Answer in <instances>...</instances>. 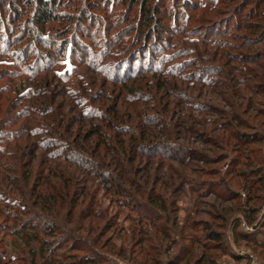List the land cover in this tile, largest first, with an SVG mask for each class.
Masks as SVG:
<instances>
[{"label":"rangeland","instance_id":"374dc122","mask_svg":"<svg viewBox=\"0 0 264 264\" xmlns=\"http://www.w3.org/2000/svg\"><path fill=\"white\" fill-rule=\"evenodd\" d=\"M98 1H101V7L95 10H89L87 9L88 6H86L87 1H85L86 5L84 9L90 14H95L97 17L95 18L96 24H103L100 29L101 34L99 38L102 40L104 47L102 50H99V53L102 55L100 58L101 62L107 64V70L110 69L113 70V72L117 70L118 73L123 74L122 72L130 68L127 65L124 67L121 66L127 63L130 57V60L134 59L135 64L139 66L143 65L144 67L142 68L146 69V67L160 64L161 49L165 51V54H171V56L169 55L166 59L163 57L164 60L162 64L167 68L170 67V71L166 72V74L161 77L162 80L160 83L164 84L166 88L164 94H158L157 102L155 103L156 99H152L155 94L150 91L149 86L144 85L145 88H148L142 89L143 92L140 93L141 98L145 99V103L148 101V103L153 102L155 105L160 104L161 106L163 105L165 109L166 118L163 120L166 125L165 132L161 133L162 131L157 127V124L151 127H148L150 126L148 125L147 131L149 133L155 131L160 137L159 140L171 144L169 146L176 152L183 153L186 150L193 149L197 151L198 157H203V159L211 158V162L208 163L204 162L205 159L203 161L201 159H194L190 161L187 167H184L183 170L186 171L185 182L180 186L181 189L175 192L171 197V200H176L175 207H170L175 229L180 230L188 221L191 222L194 219H211V216H214L215 213H223L227 218V224L222 230L226 251L211 250L207 251L208 255L216 259V264L263 263L264 251L254 248L253 243L250 242L251 240H246L243 236L237 239L235 232L240 231L242 234L248 233L250 236L256 235L259 242L264 241V189L258 192L257 195L259 198H254L250 201L252 205L257 204L259 207L256 215H254L255 219L251 220L252 218L246 216L244 212L235 210L240 203H243V200H246V191L240 188L237 177L226 174L225 172L227 168L229 169L231 167V165L228 164L230 160L238 153L232 151L233 149L227 146L219 148L210 141L212 139L210 137L213 134L222 132L218 129L222 124H227L224 114L231 118V112L235 109L230 107L229 101H233L237 105L236 109L240 117L247 121L246 126L242 127L240 130L251 135L257 134L259 137H262V142L256 146H260L264 154V102L261 101L264 99V93H257L252 88L254 85L262 86L260 85L262 81H260L258 76L261 74L264 77V69H262L257 62L245 60V58L241 56V49L233 47L234 44L231 42H226L225 45H219V47L215 44H210L211 41L213 42L215 39L222 41L227 40L228 36H221L220 34L222 31H219V28L223 30L229 27L228 31L230 32L233 30L234 24L233 22L230 24V19L227 20L225 9H222L220 13L211 10L212 7H215L216 0H194L197 2V8H191L181 3L179 9L177 8L179 5L176 0H162V4H167L172 10L176 11L178 9L177 13L179 19L176 20L179 25L182 23L185 24L186 31L183 34L175 33V19L171 18L167 20L166 16L163 17V15H161L162 17L159 21L160 23L164 22L165 27L163 28H165V32L160 33V37L151 35L149 47H146L147 45L144 43H138L136 45L131 43L129 39L133 36V32L125 34L124 39L122 37L119 38L121 39V45H119V47L114 44L116 40L114 37L118 34L120 35L126 31H131L132 26L140 28L142 23L137 22L138 18L140 16L142 17V14L140 15L139 1L133 5V10L130 11V15L128 12L126 13V10H128L126 6L120 3L122 0H104L109 1L107 9H103L105 5V2H102L103 0ZM72 2L73 1L69 3L66 2L64 7H62L61 11L63 14H73V12H75V15L79 14L80 11L73 6ZM6 6H8L7 3ZM219 7L224 8V5L221 4ZM107 21L113 22L107 23L108 25L112 24L113 27L109 34L105 35L107 28L104 24H106ZM229 24L230 26H228ZM50 26L52 28L49 27L46 33L50 37L49 40H59L55 42L60 43L61 40L59 38L63 40L64 37L55 33L59 25L54 23ZM1 27V30H3L2 34H4V30L7 29V26ZM16 30L17 29L13 26L11 31L14 33L17 32ZM78 30V28H72L69 31L68 37H66V40H69V44L72 43L73 38H76L77 42H81L82 47L88 46V43L91 44L90 40L80 36ZM6 37H8V35H6ZM175 39L180 41L175 42ZM8 41L9 38L5 41L6 45L2 42L0 45L2 46V51H0V164L4 162L3 167H0V264H32L31 248L34 247L38 248L36 256L38 262H44L48 254L41 253L42 250L39 249V243L44 239L45 243L49 245L54 242L52 246L55 248L56 254L54 257L57 260L66 261L69 259L66 255H62L61 252L66 250L67 246H69V243L67 244L65 242H67L71 236L69 229L73 227V223L70 221L73 220V216L70 217L68 215L69 209L67 205L57 204L52 206L49 202H44L48 193L52 190L45 185L43 181H63V177L69 180L71 184H74V191L77 195L75 200L78 204L75 212L77 213L81 208V212H78L81 214L74 213L75 216L81 215L78 220L79 223L83 225L80 231H78L80 234H77L83 239L86 237L89 240L87 245H84V249L73 252L77 254H84L86 252L92 254L99 251L103 253L109 251L113 254V252L117 253V251L120 250L119 248L123 246L127 250L123 258L121 257L122 259L120 261H115L114 259L113 261L110 260L113 262L110 264H140V261H143L144 258L141 260L137 259V261L134 259L135 255L133 253V250L135 249L137 251L139 247L136 243V236L133 234L127 235L125 233L126 228L121 229L124 226L127 227V225L135 227L137 223V213L129 208L124 209L118 207L117 209V204L115 202L117 197L112 199L109 195L103 194L101 189L97 188L95 193H97V198H99L100 203L98 202L99 206L95 208V211L102 214L103 217H99V214L94 217H86V212L83 211V209L89 201V197H83V195L87 189H93L94 185L87 182L89 177L84 172L85 170L76 164V162L69 159L50 158L48 155L49 150L45 152L41 147H38L35 140H40L42 138L46 139L50 135L48 133H41L35 136L34 130L36 126L49 127L51 124H49V121L45 120L39 112L34 111L35 109H33V107H25L26 100L19 101L18 99L19 95L25 92L29 86L33 87L35 90L39 87L40 81H46L44 84H41L42 92H47L48 94L45 97L53 103L37 104L35 107L36 110L38 106H42L44 109L46 107L45 110L51 109L54 111V115L58 122H53L54 128H56L59 133H63L65 126H69L70 128L74 125L73 130L76 132L74 136L78 141L80 137L78 131H80V134H83V136L86 134L81 133V129L84 125H82V123H88L87 121L80 122L72 117L71 121L69 120L68 125H66L65 122L67 118L65 112H67V101L71 100V97L67 94L69 89L73 90L74 93L79 90L77 86H70L69 89L67 88L69 75L74 71H76V74L79 72L75 67H80L79 56L76 57V55L73 54L74 49L69 45L65 48L61 56L48 54V51H43L45 56L48 55L42 57L43 60H41V55H29L27 62L32 65L35 64L37 81L33 82V84L27 83L22 90L14 92V87L11 89L8 82L10 77L15 78V71L21 69V67H15L13 58L5 54V52H12L14 50L13 48L17 49L20 46L11 48L9 47L11 42L8 43ZM57 46H61V43ZM260 46H262V44L244 47L243 51L249 50L253 52L257 50V48H261ZM53 48L55 50V47ZM197 51L200 55L195 54ZM52 52H54L53 49ZM208 53H215V57L209 59L210 56ZM36 64L39 65L36 66ZM41 64L44 65L42 66ZM49 64L52 65L56 71L53 72L51 69H46ZM251 68L254 70L253 73ZM3 69L5 72L2 75ZM84 69L85 66L82 64V69L79 73L80 78L84 82H88L87 77H89L90 80L92 76L98 75V73L91 68L89 70ZM171 71H174V73H170ZM7 72H11L12 76L9 77ZM139 76V79L143 80L142 82L144 84H151L159 75L150 70L147 73H141ZM16 80L18 81V79ZM110 85L112 86V83H110ZM97 87L102 88L101 85H97ZM235 90L243 97L241 98L238 96V98L233 93ZM113 91L114 90L108 88L104 94H111L112 97H115L116 94H114ZM109 92L111 93L109 94ZM39 98H43V96ZM248 99H251L250 102ZM35 100L36 95L29 99L30 102H34ZM127 104H124L127 108H125V110L131 109L132 106H130L129 103ZM118 107H120V103ZM150 108L151 107H149L148 111L152 113L155 109L151 110ZM7 109L12 113H17L18 111L31 112L32 119L24 126L21 125L23 119L19 122H12L10 125H3L4 123L1 122V119L4 117V113ZM119 112L121 111L119 110ZM200 120L203 121L202 125L199 124ZM190 125H193L197 130L196 134H186L187 128ZM78 127L79 130H77ZM209 130H213V133L210 135L208 134ZM14 131L15 134L6 140L8 135H11ZM54 135L58 136L57 134ZM44 143L47 145L49 144L45 141ZM51 148H53V146H51ZM4 150L6 154L1 155V152L3 153ZM78 150L83 153V150ZM219 154H223L222 156H225V158L220 162H213L219 157ZM150 160L155 163H153L154 165L151 163V167L157 168L155 172L164 175L162 178L163 181H167L169 175L172 173L171 170L168 169L169 166L173 168L179 167L177 162L162 159L158 156L153 158L150 157ZM213 170H219L220 173L215 174ZM164 172H166V174H163ZM142 173V171L137 172L136 174L138 176H135V179L138 181L141 180L139 175ZM220 181L224 182V184H221ZM94 188L96 187L94 186ZM173 188L175 189V186L171 189L165 187L164 190L167 192L166 196H171ZM236 194L239 196H236ZM138 198L140 197L138 196ZM250 203L246 201V204L250 205ZM13 205L21 206L28 212H26V214L22 212L18 214ZM105 208H107L106 214L103 212L106 210ZM114 211L120 212L117 221H119L118 225L120 229L118 230H121V233H117L118 230L115 233L112 232L113 228L111 224H113L114 221H109L107 218ZM33 217H35L34 224L38 225V227L34 226L35 231H39L40 226L57 224L60 228L58 234L54 235L55 237H48L47 233L42 231L38 233V238L30 240L31 244L28 246L26 241L20 239L21 235L17 236V226L21 222L26 221L23 227L26 230L29 227L28 224L30 223V219ZM211 220H213L215 225L221 224L222 222L221 219L216 217ZM247 220L255 222L257 225L250 226ZM23 228L21 230H24ZM90 228H94L96 231L92 232ZM86 230L89 231L86 232ZM187 231V236L192 237L193 233H190V229ZM62 232L65 233L63 235L65 239L57 243L56 236H60ZM123 232L125 234H123ZM118 234H121L119 235L120 237ZM129 236L135 238L132 237L134 240H132L131 243L127 241ZM198 236H200V238L204 237L200 234ZM80 237L75 236V239L78 240ZM122 243H124V245H122ZM159 243L158 240H154L149 244L151 246H156ZM166 244L169 243L167 242ZM191 244L192 241H189L188 245ZM177 249L178 246L174 244L171 245L169 252L166 253L165 251V253L163 252L161 255H158L160 261L165 263L169 257L172 258L174 254L177 253ZM161 250L164 251L163 246ZM202 251L203 247L201 246L198 252L200 253ZM107 259L108 258H105V260Z\"/></svg>","mask_w":264,"mask_h":264},{"label":"trees","instance_id":"16d2710c","mask_svg":"<svg viewBox=\"0 0 264 264\" xmlns=\"http://www.w3.org/2000/svg\"><path fill=\"white\" fill-rule=\"evenodd\" d=\"M70 1H73V6L80 11L79 14L75 15V12H73V14L65 15L62 13V7H64L66 2L69 3ZM85 1H87V5ZM138 1L140 3V15L142 14V17L140 16L137 22L142 24L140 28L132 26L131 31H126L123 34L115 36L114 38L116 40L114 44L118 47L121 45V39L119 38L122 37L124 39V35L129 32L134 33L129 39L131 43L135 45L144 43L147 45L146 47H149L151 35L160 37V33L165 32V28H163L165 27L164 22L160 23L159 21L161 20V15H163V17L166 16L167 20L174 18L175 33L183 34L186 31V26L183 23L179 25L176 20L179 19L177 12L181 3L191 8H197L198 6L197 2L194 0H176L179 6L177 7L178 9L174 11L167 4H162V0H122L120 3L126 6L128 9L126 13L128 12L130 15V11L133 10V5ZM102 2H105L103 9H107L109 1L103 0ZM6 3L8 6H6ZM100 3L101 1L98 0H0V27L7 26V29L4 30V34H2V27L0 28V45L2 43L6 45L5 41L9 38L8 43L11 42L9 47L20 46L17 48L18 50L13 48L14 50L12 52L9 50V52H5V54L13 58L15 67H21V69L15 71V78L10 77L12 76L11 72H7L10 77L8 82L9 86L11 89L14 87V92H17L22 90L25 84H33V82L37 81L35 64L32 65L27 62L29 55H41L40 58L43 60L42 57H46L48 54L61 56L68 45L73 48V54L76 55V57L79 56L78 58L80 59V67L75 66L76 69L81 72L83 64L86 70L91 68L99 75L92 76L90 80L89 77H87L88 82H84L80 78V73L78 72L79 74H76V71H74L69 75V81H67L68 89L70 86H77L79 90L75 92L77 94L70 89L67 93L71 97V100L67 101V112H65L67 120L65 123L68 125L72 117L80 122L87 121L88 124L82 123V125H84L81 129V133L86 134L83 136V134H80V131H78L80 137L77 141L74 136V134H76L75 130H73L74 125L70 128L69 126H65L63 133H59L56 128H54L53 122L58 123L54 111L51 109L45 110L46 107L44 109L42 106H38L36 110L35 107L37 104L51 103V100L45 97L48 93L42 92L41 88V84H44L46 81H40L39 87L36 88L34 86L36 88L35 90L33 87L29 86V88L18 97L19 101H27L25 107H33V109H35L34 111L39 112L40 115L51 124L49 127L36 126L34 130L35 136L41 133H48L50 136L46 139L42 138L40 140H35V143L45 152L49 150L50 154L48 153V155L50 158L69 159L76 162V164L85 170L84 172L89 177L87 182H90L96 187L94 188L93 186V189H87L83 195V197H89V201L83 209V211L86 212V217H94L99 214V212L95 211V208L98 207L100 203L99 198H97V193H95L97 188L101 189L103 194L109 195L112 199L117 197L115 200L117 209L118 207L124 209L129 208L137 213L136 226L132 227L131 225H127V227L124 226L121 229L126 228L125 233L127 235L133 234L136 236V243L139 247L137 251L134 249L133 253L135 255L134 259L136 260L144 258L143 261H140V264H216V259L208 255L207 251H226V244L222 233V230L227 224L226 215L219 212L211 216V219L216 217L222 220L221 224L219 223L218 225H215L213 220L209 218L194 219L191 222L188 221L180 230H176L170 211V207H175L176 205V200H171V197L175 192L181 189L180 186L186 179V171L183 170L184 167H187L190 161L194 159H201L203 161L205 158L198 157L197 151L193 149L186 150L183 153L176 152L169 146L171 144H168V142H161L159 140L160 137L155 131L151 130L152 132L150 133L147 131L148 127L156 126L157 124V127L162 131L161 133L165 132L166 125L163 122L166 118L165 109L163 105L161 106L160 104L155 105L153 102L148 103V101L145 103V99L141 98L140 93L143 92L142 89L145 88L144 85L149 86L150 91L155 94V98L152 97V99H156L155 103L157 102V95L164 94L166 88L164 84L160 83L162 80L161 77L164 76L166 72L170 71V67L167 68L162 64L164 60L163 57L166 59L169 55L171 56V54H165V51L161 49L160 64L146 67V69L142 68L144 67L143 65L139 66L135 64L134 59L130 60V57L127 63L121 66L124 67L127 65L130 68L122 72L123 74L118 73L117 70L114 72L110 69L107 70V64L101 62L100 58L102 55L99 53V50H102L104 47L102 40L99 38L101 34L100 29L103 24H96L95 18L97 17L95 14H90L84 9L86 5L88 6L87 9L95 10L101 7ZM221 4L224 5V8L219 7ZM222 9H225V15L227 20L230 19V24L231 22L234 23L233 30L229 32V27L223 30L219 28V31H222L220 35H226L229 39L227 38V40L223 41L215 39L213 42L211 41V43H209L219 47V45H225L226 42H231L234 44L233 47L241 49V56L244 57L245 60L257 62L258 65L264 69V0H216L215 7L211 8L212 11H216L217 13H220ZM54 23L59 25L55 33L64 37L63 40L59 38L61 40V46H57L60 43L55 42L59 40H49L50 37L46 34L48 28L51 27L50 25ZM107 23L113 22L107 21L106 24H104L107 28L105 35H108L113 27L112 24L108 25ZM230 24L228 26H230ZM13 26L17 29V32L12 33L11 30ZM72 28H78L80 36L90 40L91 44L88 43V46L82 47V43L77 42L76 38H73L72 43L69 44V40H66V37H68L67 35ZM6 35H8V37H6ZM179 41L175 39V42ZM260 44H262V46H260L261 48H257V50L253 52L249 50L243 51L244 47H252ZM1 47L2 46H0V51H2ZM53 47H55V50ZM52 49L54 52H52ZM43 51H48V54L46 53L47 55L45 56ZM195 54L200 55L198 51L195 52ZM208 55L210 56L209 59L215 57V53H208ZM38 65L39 64H36V66ZM41 65L43 66L44 64ZM46 69H51L53 72L56 71L50 64L47 65ZM150 70L159 76L156 77L153 83L144 84L142 82L143 80L139 79V75L141 73H147ZM251 71L253 73V68H251ZM4 72L5 70L3 69L2 75ZM170 73H174V71ZM258 77L260 81H262L260 84L262 86L254 85L252 88L257 93H264V77L261 74ZM16 79H18V81ZM110 83H112V86ZM97 85H101L102 88L97 87ZM108 88L114 90L113 92L116 94L115 97H112L110 94L111 92H109L110 95L104 94ZM233 93L237 97H243L237 90L233 91ZM35 95L36 100L30 102L29 99ZM41 96H43V98H39ZM250 100L251 99H248L249 102ZM261 101L264 102V99ZM119 103L120 107H118ZM127 103H129L132 108L125 110L126 107L124 104ZM229 103L230 107H233L235 110L231 112V118L224 114L227 124H222L223 126L221 125L218 129L222 132L211 135L210 138L212 139L210 141L219 148L227 146L232 148V151L238 153L233 157L234 159L232 158L228 163L231 167L229 169L227 168L225 173L237 177L240 188L246 191V200H243V203H240L235 210L244 212L246 216L251 217V220H253L255 219L254 215H256L259 207L257 204L252 205L250 201L254 198H259L257 195L258 192L264 189V154L261 151V147L256 146L262 142V137H259L257 134L251 135L240 130L242 127L246 126L247 121L240 117L236 109V103L233 101H229ZM149 107H151V110H155L151 113L148 111ZM119 110L121 112H119ZM31 115V112L18 111L17 113H12L7 109L1 122L4 123L3 125H10L12 122H19L23 119L21 125L24 126L32 119ZM199 124L202 125L203 121L200 120ZM77 130H79V127ZM208 132L210 135L213 133V130H209ZM196 133L197 130L193 125L187 128L186 134L191 135ZM14 134L15 131L12 132L11 135L9 134L6 140ZM43 140L49 144L47 145ZM51 146H53V148H51ZM78 149L83 150V153L79 152ZM3 154H6L5 150L3 153L1 152V155ZM222 155L223 154H219V157L213 162H220L225 158V156ZM156 156L162 159L175 161L179 164V167L176 168L171 166L168 167L172 173L169 175L167 181L162 180L164 175L155 172L157 170L156 167H151V163L153 164L154 162H151L152 160H150V157L153 158ZM210 159H205L204 162H211ZM2 163L4 164V162ZM3 164H0V167H3ZM140 171L143 173L139 175L141 180L138 181L135 179V176L137 177L138 175L136 173ZM214 173L219 174L220 171L215 170ZM163 174H166V172ZM63 178V181H43V183L52 190L48 193L47 197L45 196L44 202H49L52 206L57 204L67 205L69 209L68 215L70 217L73 216V220H70L71 223H73V227L69 229L71 236L68 241L65 242L67 244L69 243V246H67L66 250L61 252L62 255H66L69 259L66 261L57 260L54 257L56 254L55 248L52 246L54 242L49 245L45 243L44 239L39 243V249L42 250L41 253L48 254V256L45 258L44 262H38L36 258L38 248H31L32 264H110L113 263L111 262L113 259L115 261H120L127 251L123 246L119 248L120 250H118L117 253L113 252L114 255L109 251L106 253L99 251L92 254L87 252L84 254H77L73 252L84 249V245H87L89 240L86 237L83 239L77 234L83 227L78 220L81 215H74L78 205L75 200L77 195L74 191V184H71L65 177ZM220 183L224 184V182L221 181ZM173 186H175V189H172L171 196H166L167 192L164 190L165 187L171 189ZM136 194L140 198H138ZM236 196L239 195L236 194ZM246 201L250 203V205L246 204ZM14 208L18 214L20 212L25 214L28 212L21 206H14ZM105 209L106 210L103 211L104 214L107 212V208ZM79 211L81 212V208ZM79 211H77L76 214H81L78 213ZM119 213L120 212L114 211L107 217L109 221H114L113 224H111L113 233L120 229L118 225L119 221H117ZM99 217H103L102 214H99ZM34 219L35 217L30 219V223L28 224L29 227L26 230L23 228L26 221L21 222L18 225L19 227L17 226V236L21 235L20 239L26 241L28 246L31 244L30 240L38 238V233L42 231L46 232L48 237H55L54 235L58 234L60 228L57 224L40 226L39 231H35L34 226L38 227V225L34 224ZM247 221L250 226L257 225L255 222ZM22 228L24 230H21ZM101 229L103 230L102 227ZM189 229L190 233H193V235L191 234L192 237L187 236V230ZM91 230L92 232L96 231L94 228ZM87 231L89 230H86V232ZM121 232V230L117 231V233ZM125 233L123 232V234ZM64 234L65 233L62 232L60 236H56L57 243L65 239V236H63ZM199 234L204 237L200 238V236H198ZM235 234L237 235V239L243 236L246 240H251L250 242L253 243L254 248L264 251V241L259 242L256 235L250 236V234H242L240 231H236ZM119 235L121 234H118V236ZM75 236L80 237V239L76 240ZM132 237L129 236V238H127L129 243L135 239ZM154 240H158L160 243L156 246H151L149 243ZM189 241H192L191 245H188ZM164 242H168L169 244ZM173 244L178 246L177 253L174 254L172 258L169 257L165 263L161 262L158 255H161L163 252L165 253V251L166 253L169 252L170 246ZM122 245H124V243H122ZM162 246L164 247V251L161 250ZM201 246L203 247V251L199 253L198 249ZM104 257L108 259L105 260ZM259 263L264 264V262Z\"/></svg>","mask_w":264,"mask_h":264}]
</instances>
